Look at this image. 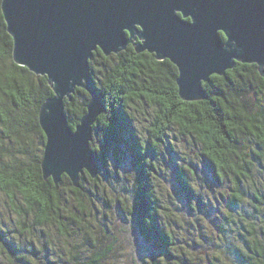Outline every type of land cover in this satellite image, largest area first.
I'll use <instances>...</instances> for the list:
<instances>
[{
	"label": "trees",
	"instance_id": "1",
	"mask_svg": "<svg viewBox=\"0 0 264 264\" xmlns=\"http://www.w3.org/2000/svg\"><path fill=\"white\" fill-rule=\"evenodd\" d=\"M219 36L225 40L222 33ZM11 50L12 39L6 32L0 10V150L5 151L0 153L3 155L0 191L10 209L20 217H30L32 226L55 225L63 231V207L69 197L78 202L80 213L86 214L83 199H91L92 193L87 183L97 186L100 173L107 172L105 158L93 144L95 141L102 143L103 154L108 152L109 146L114 147L116 158L118 146L126 142L136 172L130 206L133 224L142 239L153 242L157 249L168 254L174 246V237L159 216V202L152 185L155 169L150 157L156 156L169 129L175 126L181 135H191L197 140L201 155L208 161L217 181L229 177L236 185L245 183L251 178L246 171L249 162L264 172V106L251 112L246 101L264 92V78L255 64L236 62L224 75H212L203 84L207 98L188 102L178 96L177 69L172 63L167 59L157 61L146 51L137 53L128 45L124 51L109 56L96 49L88 61L93 88L103 105V111L92 126L90 142L96 158V177L91 178L84 172L78 188L73 187L65 175L54 184L41 173L45 135L38 123L40 106L53 92L45 76L35 75L15 64ZM89 99V93L76 88L71 100H64V112L71 129L85 114ZM135 100L156 108L149 129L151 140L145 143L137 137L128 110ZM242 139L252 143L250 152L241 151ZM176 181L185 197L196 196L183 173L176 174ZM68 216L79 222L76 215ZM11 244L6 247L13 253ZM248 247L253 262L264 264V248L257 244ZM110 250L76 262L100 264Z\"/></svg>",
	"mask_w": 264,
	"mask_h": 264
},
{
	"label": "water",
	"instance_id": "2",
	"mask_svg": "<svg viewBox=\"0 0 264 264\" xmlns=\"http://www.w3.org/2000/svg\"><path fill=\"white\" fill-rule=\"evenodd\" d=\"M0 10L13 62L45 76L53 92L38 123L41 173L54 184L65 175L78 188L81 174L97 175L90 142L103 105L88 72L96 49L109 56L132 45L167 59L177 69L178 96L188 102L206 99L203 84L236 62L255 64L264 78V0H0ZM76 88L90 99L71 129L64 100Z\"/></svg>",
	"mask_w": 264,
	"mask_h": 264
},
{
	"label": "rangeland",
	"instance_id": "3",
	"mask_svg": "<svg viewBox=\"0 0 264 264\" xmlns=\"http://www.w3.org/2000/svg\"><path fill=\"white\" fill-rule=\"evenodd\" d=\"M246 101L254 112L264 106V92ZM155 109L138 100L128 108L143 143L151 140ZM93 144L104 156L107 172L100 173L97 186L87 183L92 193L91 199H83L85 215L72 197L64 202L63 231L55 225L32 226L30 217L10 209L0 191V264H77L108 248L100 264H255L248 246L264 248V172L257 165L248 163L251 178L243 184L236 185L229 177L217 181L197 140L181 135L175 126L169 129L156 156L150 157L159 216L174 237L168 254L142 239L133 224L130 206L136 172L126 142L118 146L117 158L114 147L103 154L102 143ZM240 145L246 153L252 148L246 139ZM178 172L196 196L185 197L176 181ZM71 214L79 222L71 220ZM10 242L15 254L6 247Z\"/></svg>",
	"mask_w": 264,
	"mask_h": 264
},
{
	"label": "snow or ice",
	"instance_id": "4",
	"mask_svg": "<svg viewBox=\"0 0 264 264\" xmlns=\"http://www.w3.org/2000/svg\"><path fill=\"white\" fill-rule=\"evenodd\" d=\"M123 28V27H122Z\"/></svg>",
	"mask_w": 264,
	"mask_h": 264
}]
</instances>
